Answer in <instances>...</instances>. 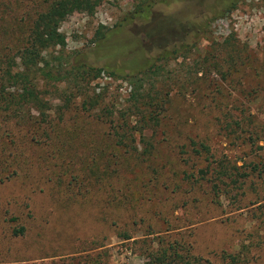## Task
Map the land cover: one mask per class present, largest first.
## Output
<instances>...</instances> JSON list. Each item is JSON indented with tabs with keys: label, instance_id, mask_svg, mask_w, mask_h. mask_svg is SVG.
<instances>
[{
	"label": "rangeland",
	"instance_id": "rangeland-1",
	"mask_svg": "<svg viewBox=\"0 0 264 264\" xmlns=\"http://www.w3.org/2000/svg\"><path fill=\"white\" fill-rule=\"evenodd\" d=\"M132 1L96 0L67 15L58 27L62 50L102 67L106 59L94 52L99 25L106 41L136 44L137 23L119 24ZM184 1L156 5L152 23L185 9ZM44 6L0 0V57L15 52ZM198 8L197 21L209 16ZM177 62L168 66L157 125L141 138L134 133L132 151L111 126L137 119L127 113L131 86L105 71L89 83V96L102 93L92 106L79 96L65 107L38 83L40 106L16 116L0 110V264H140L174 243L211 264L244 245V264H264V0H238L211 19ZM198 143L208 152L193 151Z\"/></svg>",
	"mask_w": 264,
	"mask_h": 264
},
{
	"label": "trees",
	"instance_id": "trees-1",
	"mask_svg": "<svg viewBox=\"0 0 264 264\" xmlns=\"http://www.w3.org/2000/svg\"><path fill=\"white\" fill-rule=\"evenodd\" d=\"M42 1L45 3L44 8L36 12L28 22L15 52L10 54L9 51H5L0 57V110L16 116L15 114L23 106H40L45 89H41L38 83L52 88V91L66 102L65 107L73 98L79 96L89 97L91 100L88 105L92 106L98 102L97 97L101 98L102 93H93L92 97L89 96V83L96 79L100 71H105L107 76L119 77L131 86L130 106L127 113L128 116H137V119L132 126L124 121L111 126L118 144L126 145L132 151L135 150V145L129 143L134 140V133H138L141 138L143 130L149 129L152 133L158 123V117L167 101L168 91L165 89L164 81L169 75L170 62L185 60L191 51L195 50L199 39L207 33L210 20L230 11L238 0H213L209 4H202L208 2L205 0H133L130 8L120 17L119 24L137 23L140 35L137 36L138 39L136 38V44L127 46L120 40H113L111 43L106 41L109 36L99 29L103 27L101 25L94 31L96 42L94 52L100 54L99 58L106 59L102 67L92 64L87 60V55L79 51L64 52L63 35L58 31L60 22L67 15L83 11L87 5L95 4L96 0ZM177 1H184L185 9H180L171 17L152 23V13L156 5H169ZM195 6L202 8L201 12L207 9L209 16H202L197 21V13L191 14L192 7ZM198 15L201 16V13ZM162 25L165 27L161 31L159 27ZM205 61L202 57L197 65L203 66ZM12 64H17L19 67L17 72L9 71V66ZM174 81H177V78H174ZM5 84L19 86L20 92L15 95L11 93L5 95L3 92ZM177 85H180L179 80ZM91 89L93 90L94 87ZM85 103L82 100L81 109H87ZM145 150L147 151V148ZM146 151H143V154ZM193 151L207 153L208 148L198 143V150ZM219 166L223 167L221 164ZM205 170L199 172L204 173ZM261 171L264 172V166ZM245 248L241 245L235 252L222 251L220 257L223 264L246 263L248 260ZM140 264L211 263L190 253L183 244L174 243L148 252L146 260Z\"/></svg>",
	"mask_w": 264,
	"mask_h": 264
}]
</instances>
